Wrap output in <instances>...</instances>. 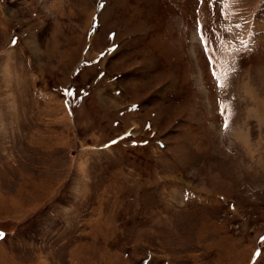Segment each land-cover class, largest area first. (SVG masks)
<instances>
[{
	"label": "rangeland",
	"instance_id": "rangeland-1",
	"mask_svg": "<svg viewBox=\"0 0 264 264\" xmlns=\"http://www.w3.org/2000/svg\"><path fill=\"white\" fill-rule=\"evenodd\" d=\"M263 109L264 0H0V264H264Z\"/></svg>",
	"mask_w": 264,
	"mask_h": 264
},
{
	"label": "bare ground",
	"instance_id": "bare-ground-1",
	"mask_svg": "<svg viewBox=\"0 0 264 264\" xmlns=\"http://www.w3.org/2000/svg\"><path fill=\"white\" fill-rule=\"evenodd\" d=\"M264 115V109L262 110V116ZM264 117V116H263Z\"/></svg>",
	"mask_w": 264,
	"mask_h": 264
}]
</instances>
